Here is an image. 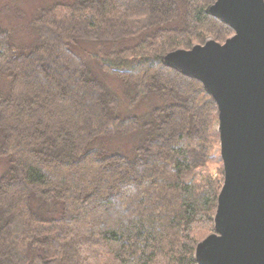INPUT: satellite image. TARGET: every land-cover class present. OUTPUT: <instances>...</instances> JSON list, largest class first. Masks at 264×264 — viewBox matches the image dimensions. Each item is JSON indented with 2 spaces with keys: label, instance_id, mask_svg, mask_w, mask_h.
Wrapping results in <instances>:
<instances>
[{
  "label": "trees",
  "instance_id": "1",
  "mask_svg": "<svg viewBox=\"0 0 264 264\" xmlns=\"http://www.w3.org/2000/svg\"><path fill=\"white\" fill-rule=\"evenodd\" d=\"M213 2L58 0L25 34L0 18V264H199L218 106L163 56L234 34Z\"/></svg>",
  "mask_w": 264,
  "mask_h": 264
},
{
  "label": "water",
  "instance_id": "2",
  "mask_svg": "<svg viewBox=\"0 0 264 264\" xmlns=\"http://www.w3.org/2000/svg\"><path fill=\"white\" fill-rule=\"evenodd\" d=\"M234 34L176 49L163 63L200 80L219 111L224 184L199 264H264V0H213Z\"/></svg>",
  "mask_w": 264,
  "mask_h": 264
},
{
  "label": "rangeland",
  "instance_id": "3",
  "mask_svg": "<svg viewBox=\"0 0 264 264\" xmlns=\"http://www.w3.org/2000/svg\"><path fill=\"white\" fill-rule=\"evenodd\" d=\"M56 1L58 0H0V18L2 19L4 25L14 28L15 31H17V34L19 30H21V32L25 34V30L29 28L31 30L29 23L36 12L39 10V8L44 5L46 6L48 4H52ZM31 37H33V35L30 36V39H32ZM94 54L96 55V57L101 56L102 59L104 50L102 49V53L98 51ZM93 62H95V59H93ZM109 79L111 80L112 85L120 90L118 82L111 78V76H109ZM136 110L138 111V109L136 108H131L132 113L137 112ZM217 119V130L219 132V111ZM124 140H126L127 143L122 145L126 147L128 144L130 145L136 140V136H131ZM215 166L217 165L215 164ZM1 173L2 167H0V175Z\"/></svg>",
  "mask_w": 264,
  "mask_h": 264
}]
</instances>
